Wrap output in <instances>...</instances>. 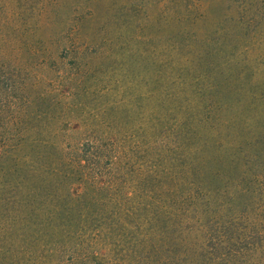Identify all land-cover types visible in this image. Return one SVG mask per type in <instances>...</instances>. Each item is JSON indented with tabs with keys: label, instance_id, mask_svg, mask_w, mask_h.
Returning <instances> with one entry per match:
<instances>
[{
	"label": "rangeland",
	"instance_id": "rangeland-1",
	"mask_svg": "<svg viewBox=\"0 0 264 264\" xmlns=\"http://www.w3.org/2000/svg\"><path fill=\"white\" fill-rule=\"evenodd\" d=\"M249 1L0 0V133L77 139L99 119L122 125L115 131L108 124L103 134L139 138L151 121L155 59L168 63L161 71L170 73L175 90L184 73L187 102H204L201 94L215 98L210 88L222 83L223 74L242 72L239 80L230 79L240 104L224 91L232 109L222 138L252 137L264 124V0ZM255 10L259 22L251 17ZM238 12L248 22L244 36L234 25ZM151 38L167 49H151ZM0 146L6 149L7 142L0 140ZM23 149L4 155L21 157ZM7 162L0 161L5 167ZM260 167L252 162L242 168L260 186L218 201L221 213L232 204L236 223L245 226L243 235L232 234L240 241L217 248L199 264H264ZM24 187L0 182V264H12L13 254L25 256V264H51L39 240L44 205L36 200L26 207ZM68 259L63 250L59 260Z\"/></svg>",
	"mask_w": 264,
	"mask_h": 264
},
{
	"label": "trees",
	"instance_id": "trees-1",
	"mask_svg": "<svg viewBox=\"0 0 264 264\" xmlns=\"http://www.w3.org/2000/svg\"><path fill=\"white\" fill-rule=\"evenodd\" d=\"M259 14L255 10L251 17L259 22ZM234 20L244 36V15L238 12ZM154 42L151 38V49H167L163 41ZM156 61L151 60V121L145 136L103 134L108 124L115 131L122 125L99 119L77 139L0 133L10 149L0 146V161L8 159L6 167L0 163V182L25 185L26 207L36 200L44 205L39 240L51 264H199L217 248L240 241L232 234L243 235L245 226L236 223L232 204L221 213L218 201L260 186L242 168L256 162L257 170L264 169V124L250 138H222L226 111L232 109L224 91L242 72L223 74L222 83L210 88L215 98L207 101L201 94L204 102H187L184 73L175 90L170 73L161 71L168 63ZM230 92L240 104L236 91ZM23 145L21 157L9 156ZM63 250L67 262L59 260ZM10 259L26 263L22 254Z\"/></svg>",
	"mask_w": 264,
	"mask_h": 264
}]
</instances>
